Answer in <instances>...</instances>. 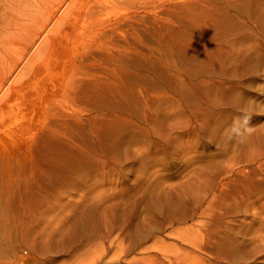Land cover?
<instances>
[{"label":"rangeland","instance_id":"374dc122","mask_svg":"<svg viewBox=\"0 0 264 264\" xmlns=\"http://www.w3.org/2000/svg\"><path fill=\"white\" fill-rule=\"evenodd\" d=\"M73 7L0 97V264H264V0Z\"/></svg>","mask_w":264,"mask_h":264},{"label":"bare ground","instance_id":"6f19581e","mask_svg":"<svg viewBox=\"0 0 264 264\" xmlns=\"http://www.w3.org/2000/svg\"><path fill=\"white\" fill-rule=\"evenodd\" d=\"M74 1L75 0H0V97L9 90V82H11L10 78L12 75L18 71L21 65H25L30 60L33 54L31 51L37 53L39 50H42V48L58 47L61 45L62 40L66 39L67 33L72 34L74 31L73 16L74 13H76L73 7ZM64 15H68L71 21L67 23L69 31L62 36L63 33L60 28L61 23L64 21ZM15 44H21L23 46L20 55L17 57H14L13 54V47ZM217 198L218 195L213 193H207L205 195V207L203 211H201L202 217H207L208 214L206 212L211 210V206ZM259 200L260 199L245 204V209L248 210L252 205H256L257 207L264 206V202ZM226 207L229 210L234 209V212L237 213L238 203L231 202ZM252 216L254 220L256 214L254 213ZM262 220H264V218H262ZM254 223L255 221L251 222L249 226L252 227L253 225L251 224ZM263 228L264 223H261L254 232H261ZM192 230H189L191 232L187 234L186 242L193 249H198V247L200 249V244L198 243L199 237H196L197 234H194L197 231L196 229ZM226 240H229L228 237L224 238V241ZM254 241L255 238H253L250 243H254ZM256 242H258V240ZM231 246H233V248H230V250H236L244 245L242 243L233 242ZM189 256L190 255H188V258ZM181 264L188 263L184 262ZM192 264L194 263L192 262Z\"/></svg>","mask_w":264,"mask_h":264}]
</instances>
